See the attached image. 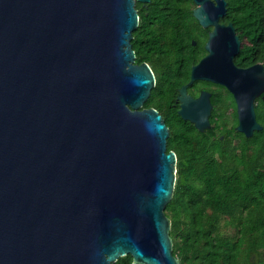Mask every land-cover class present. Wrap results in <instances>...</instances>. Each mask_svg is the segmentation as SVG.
Returning a JSON list of instances; mask_svg holds the SVG:
<instances>
[{"label":"water","instance_id":"water-1","mask_svg":"<svg viewBox=\"0 0 264 264\" xmlns=\"http://www.w3.org/2000/svg\"><path fill=\"white\" fill-rule=\"evenodd\" d=\"M213 27L207 55L179 89L178 111L199 132L210 127L209 94L225 87L235 130H262L264 67L235 66L239 39L221 25L225 0H192ZM149 0H0V264H180L172 253L177 157L153 109L138 110L154 86L131 46L135 3Z\"/></svg>","mask_w":264,"mask_h":264},{"label":"trees","instance_id":"trees-1","mask_svg":"<svg viewBox=\"0 0 264 264\" xmlns=\"http://www.w3.org/2000/svg\"><path fill=\"white\" fill-rule=\"evenodd\" d=\"M191 1H152L148 13L185 15ZM226 1L228 20L246 24L254 22L255 15V64L264 67V0ZM156 20L190 22L183 17ZM190 30L178 26L166 38L151 30L153 35L147 37L159 46H184ZM131 44L135 49L134 39ZM153 71L159 78H172L182 68L153 67ZM185 71L180 83L188 80L189 70ZM255 115L262 130L249 138L235 130L236 115L228 121L231 127L221 133L199 132L175 112L165 119L169 129L166 151L176 154L177 163L172 199L164 212L171 220L172 253L180 264H264V98L256 100ZM225 229L232 234L224 233ZM114 264L133 263L127 255Z\"/></svg>","mask_w":264,"mask_h":264},{"label":"flooded vegetation","instance_id":"flooded-vegetation-1","mask_svg":"<svg viewBox=\"0 0 264 264\" xmlns=\"http://www.w3.org/2000/svg\"><path fill=\"white\" fill-rule=\"evenodd\" d=\"M152 1L156 0H149V2L146 3H135V9L138 15V25L133 32L137 33L136 38L133 37L132 33V40L134 39L135 43V49L132 48L134 52L133 63L135 65H148L153 72L155 80L149 96L138 110L153 109L165 122V119L173 116L174 112L180 117L178 113L180 109V102L177 99L179 89L189 82L192 68L207 55L205 44L209 38V33L213 30V27L204 28L199 24L193 15V10L196 8L193 1H191V8L189 7V13L185 15L158 16L148 13V11L152 8ZM227 11L228 8L226 1V14L219 19V24L225 26L232 24L235 34L239 39L240 45L234 58V64L240 69L253 67L255 66V15H252L254 22L244 24L243 22H237L236 20H228ZM159 16L160 18L183 17L189 19L190 22L184 24H173L166 21L157 22L156 18ZM178 26L191 29L189 37L186 39L187 44L184 46H159L155 45V40L151 42V40L147 37L148 35H153L151 30H155L166 38L168 37L170 30H175V27ZM192 30L194 33H192ZM151 43H153V45L148 46V44ZM153 67L161 70L167 67L178 69L182 68V71L173 75L172 78H159L154 73ZM187 69L189 70L188 80L184 83H180L186 77L185 70ZM178 83V87L174 90L173 86ZM202 92L209 94V100L212 106L209 116L210 127L207 130H210V132H225L231 127V123L228 121L232 120L234 115L237 117V108L233 95L225 87L204 80H195L187 88V94L193 99L198 98ZM223 137L224 136L221 135L220 139L222 140Z\"/></svg>","mask_w":264,"mask_h":264},{"label":"rangeland","instance_id":"rangeland-1","mask_svg":"<svg viewBox=\"0 0 264 264\" xmlns=\"http://www.w3.org/2000/svg\"><path fill=\"white\" fill-rule=\"evenodd\" d=\"M223 232L226 233V234H232V230H226L225 229Z\"/></svg>","mask_w":264,"mask_h":264}]
</instances>
